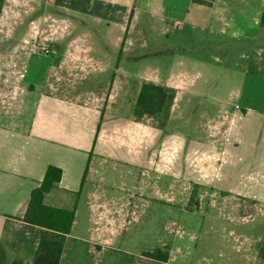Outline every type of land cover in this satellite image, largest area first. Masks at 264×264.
Returning <instances> with one entry per match:
<instances>
[{
  "label": "rangeland",
  "instance_id": "1",
  "mask_svg": "<svg viewBox=\"0 0 264 264\" xmlns=\"http://www.w3.org/2000/svg\"><path fill=\"white\" fill-rule=\"evenodd\" d=\"M66 2L65 8L55 0H5L0 105L18 90L23 74L18 64L23 63L17 52L34 54L22 82L31 80L39 90L48 89L44 69L53 53L43 49H53L59 41L61 27H66L60 18L78 19L71 7L76 0ZM132 9V46L122 64L133 81L118 91L112 111L117 114L107 115L105 126L134 111L135 78L147 74L155 83L179 80L180 94L168 119L146 117L162 132H147L141 143L115 137L103 147L108 163L95 162L98 173L86 182L61 264H161L144 255L158 246L170 248L166 264H264V122L259 115L264 113V41L211 32L201 20L176 28L172 0H132L128 16ZM98 25L107 30L104 23ZM103 34L108 39L97 44L114 46L110 35L116 33ZM36 58L44 59V65H37ZM117 59L109 58L110 63ZM91 67L78 73L99 77L100 83L111 80L112 71L102 72L99 64ZM172 72L180 75L173 78ZM96 83L84 80L77 88L100 90ZM237 105L255 111L241 116L245 111ZM32 106L23 110L24 118L32 115ZM155 163H162V171L156 172ZM157 187L178 192L177 199L167 202ZM98 203L109 208L102 221ZM119 208L128 215L122 216ZM108 218H115V230L104 229ZM11 223L0 237V264H32L37 232L24 222Z\"/></svg>",
  "mask_w": 264,
  "mask_h": 264
},
{
  "label": "crops",
  "instance_id": "2",
  "mask_svg": "<svg viewBox=\"0 0 264 264\" xmlns=\"http://www.w3.org/2000/svg\"><path fill=\"white\" fill-rule=\"evenodd\" d=\"M55 1L62 7L69 6L67 0ZM131 1L76 0L72 4L71 7L76 9L78 19L72 21L60 18L61 26L66 27L65 29L61 27L59 41L52 44L51 56L52 59H56V63L51 59L50 64L44 69L48 88L46 91L39 90V86L37 87L31 80L22 82L28 77L29 59L34 54L27 51L17 52L18 60L23 63L18 64L19 70L23 71L21 79L17 82L18 90L7 104L0 105V237L7 232L10 225L12 226L11 222H23L31 191L41 183L49 165L61 167L63 177L45 195L44 201L57 207L75 208L74 227L86 182L98 173L96 160L108 163L107 150L103 147L115 137L123 143L127 141L141 143L147 132L151 131L154 136L162 132L161 128L153 126V123L146 119L147 115L138 117L135 113L140 88L148 81L147 74L141 80L134 79L138 86L137 97L135 102L133 101L134 111L129 116H118L114 122L105 126L106 116L117 114L112 111L118 91L130 87L133 81V76H130L122 64L132 46L130 29L134 9L130 16L127 15ZM116 7L125 9L119 10L115 9ZM172 7L176 10L172 13V23L176 28L180 25L185 26V21L194 23L201 20L211 32L219 31L237 39L253 37L256 41L260 39L264 41V27L261 26L264 0H172ZM100 23L107 27L105 32L99 29ZM107 32L116 33L110 35V38L115 39L112 47L107 43L98 45L96 42L108 39L103 34ZM116 55L117 61L110 63V56ZM34 60L37 65H44V59ZM98 64L101 65L102 72L112 71L110 81L107 79L100 83L99 77H96L97 80L79 74L90 72L91 66ZM157 72L161 74L158 69ZM171 74L173 78L180 75L176 72ZM84 80L91 82L96 80V84L99 87L101 85L98 88L100 90L78 89L77 84ZM136 80H139V83ZM157 84L176 90L174 101L176 104L181 88L179 80L173 84L163 82ZM36 93L38 95L35 96ZM30 103L33 105L32 115L27 119L22 115L25 108H30ZM237 107L245 111L241 116L249 115L248 111H255L251 106L248 109L238 105ZM259 115L262 116L260 120L264 122V113L260 112ZM161 164L155 163L156 172L162 171ZM156 192L167 202H173L178 196V192L176 194L172 191L165 192L159 187ZM96 198L101 199V195L97 194ZM97 207L99 219L102 221L106 218L109 208L104 203H98ZM118 211L122 216L128 215L123 208H119ZM105 223L109 225L104 229L115 230V218H108ZM102 229L97 227L99 232ZM70 233L67 234L66 241L71 236ZM245 255L248 257L247 251Z\"/></svg>",
  "mask_w": 264,
  "mask_h": 264
},
{
  "label": "trees",
  "instance_id": "3",
  "mask_svg": "<svg viewBox=\"0 0 264 264\" xmlns=\"http://www.w3.org/2000/svg\"><path fill=\"white\" fill-rule=\"evenodd\" d=\"M5 0H0V16ZM261 26L264 27V8L261 16ZM176 98V90L172 87L145 81L139 91L135 113L138 117L144 115L169 118L172 105ZM165 123V122H164ZM161 123V126L164 125ZM88 169V165L86 170ZM63 169L57 165H49L41 183L31 191L30 200L22 221L38 234L36 253L32 264H61L65 251L66 236L72 230L76 209H67L46 204L45 195L62 179ZM3 252L0 248V257ZM149 258L158 260L161 264L170 258L169 247H156L144 252ZM260 256L264 261V239L260 247ZM4 258V257H3Z\"/></svg>",
  "mask_w": 264,
  "mask_h": 264
},
{
  "label": "built area",
  "instance_id": "4",
  "mask_svg": "<svg viewBox=\"0 0 264 264\" xmlns=\"http://www.w3.org/2000/svg\"><path fill=\"white\" fill-rule=\"evenodd\" d=\"M43 50H44V53H46V54H51V53H53V49L44 48Z\"/></svg>",
  "mask_w": 264,
  "mask_h": 264
}]
</instances>
